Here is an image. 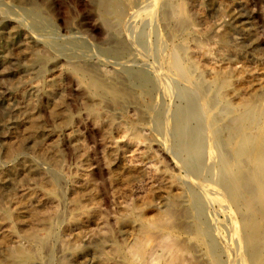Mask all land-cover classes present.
<instances>
[{"label": "rangeland", "instance_id": "374dc122", "mask_svg": "<svg viewBox=\"0 0 264 264\" xmlns=\"http://www.w3.org/2000/svg\"><path fill=\"white\" fill-rule=\"evenodd\" d=\"M120 1L0 0V264H264V0Z\"/></svg>", "mask_w": 264, "mask_h": 264}, {"label": "bare ground", "instance_id": "6f19581e", "mask_svg": "<svg viewBox=\"0 0 264 264\" xmlns=\"http://www.w3.org/2000/svg\"><path fill=\"white\" fill-rule=\"evenodd\" d=\"M112 1V0H111ZM118 1H120V0H118ZM143 1V0H142ZM141 1V2H142ZM133 2V1H132ZM120 3H122V1H120ZM119 4V3H118ZM143 3H141L140 5L138 4V5H136V7H134V8H136V10H138L137 8H139V6H141ZM110 5V4H109ZM127 5V4H126ZM118 6V5H117ZM129 6V5H128ZM132 6V5H131ZM110 7V6H109ZM147 7V6H146ZM108 8V7H107ZM142 8V7H141ZM129 9V8H128ZM133 9V8H132ZM109 13V12H108ZM105 14H107V11L105 12ZM130 18V17H129ZM119 20H123V16H121L120 18H119ZM237 25V24H236ZM245 30V29H244ZM25 53V52H24ZM168 60H169V58H168ZM123 86V85H122ZM123 92V91H122ZM125 93V92H124ZM262 117V116H261ZM242 124H243V126L245 125L246 126V129H248V131H249V129H254L255 128V126L257 125V119L254 117V115H252V114H248L247 115V117L246 118H244V120H243V122H242ZM254 131L252 130L251 131V133H253ZM249 134L248 136H247V138L246 139H240L239 140V142L240 143H242L243 145L244 144H246V143H251V148H253V150H252V152H250V150L248 149L247 151V153L245 154L246 155V157L248 156V157H250L251 159L252 158H254L255 160H251V162H254V161H256V162H260L261 164H264V134L260 137V135H259V137H255V136H253L252 134ZM264 133V132H263ZM250 135L253 137V138H251L250 137ZM240 137V136H239ZM238 137V138H239ZM261 142H263V143H261ZM260 143L261 144H263V146L257 151L258 152V154L256 155V152H255V145H260ZM241 144V145H242ZM252 145H253V147H252ZM222 148V147H221ZM223 149V148H222ZM224 151V150H223ZM222 151V152H223ZM247 157V158H248ZM243 159V158H242ZM248 160H249V158H248ZM247 160V161H248ZM241 161V160H240ZM244 161H246V160H244ZM247 161H246V163H247ZM261 172H259L260 173V175L261 174H263L264 175V168L263 169H261L260 170ZM241 176V175H240ZM241 178V177H240ZM239 178V180H238V182L237 183H239V185L240 186H242V183L243 184H246V179H247V177H243V178H241L240 179ZM249 178V177H248ZM243 179V180H242ZM248 184V183H247ZM262 185V184H261ZM264 188V187H263ZM243 189H244V186H243ZM262 195H264V194H262ZM253 197V196H252ZM262 198V197H261ZM262 200H263V198H262ZM250 204L248 203V206H249ZM254 219H256V218H254ZM257 220V219H256ZM256 220H254V221H256ZM260 220V219H259ZM260 222V221H259ZM259 222H257L256 223V225L254 224V226H259ZM252 225V224H251ZM247 228V227H246ZM251 229V228H250ZM258 228H256V227H254V231H253V233H251V238L250 239H246V241H245V243L246 244H248V245H246V247H250V245H252V246H257L259 243L261 244V242H262V240H263V238L261 237V235H259V229L257 230ZM252 230V229H251ZM248 233V232H247ZM249 235V234H248ZM250 236V235H249ZM250 244V245H249ZM259 244V245H260ZM254 250V249H253ZM255 250H256V248H255ZM255 252V251H254ZM169 253V252H168ZM167 253V254H168ZM256 253H258V250L256 251ZM256 253H253V251L251 252V258L252 257H254V258H256L255 257V254ZM166 255V254H165ZM169 255V254H168ZM168 255H166V256H168ZM170 255H172V254H170ZM173 256V255H172ZM250 257V256H249ZM257 259V258H256ZM253 260V259H252ZM253 262V261H252ZM254 263V262H253Z\"/></svg>", "mask_w": 264, "mask_h": 264}]
</instances>
